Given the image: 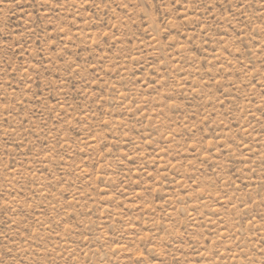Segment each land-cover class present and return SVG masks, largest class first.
<instances>
[{"label": "rangeland", "instance_id": "obj_1", "mask_svg": "<svg viewBox=\"0 0 264 264\" xmlns=\"http://www.w3.org/2000/svg\"><path fill=\"white\" fill-rule=\"evenodd\" d=\"M0 264H264V0H0Z\"/></svg>", "mask_w": 264, "mask_h": 264}]
</instances>
